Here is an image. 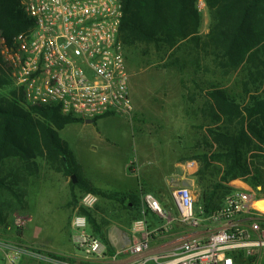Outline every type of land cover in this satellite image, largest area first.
I'll return each mask as SVG.
<instances>
[{
  "label": "trees",
  "instance_id": "trees-1",
  "mask_svg": "<svg viewBox=\"0 0 264 264\" xmlns=\"http://www.w3.org/2000/svg\"><path fill=\"white\" fill-rule=\"evenodd\" d=\"M120 1L123 15L118 39L125 50H133L149 63L154 56L160 62L168 57L164 66L178 70L193 67L198 71L211 65L222 71L206 85L197 108L199 116L212 123L199 142L204 150L194 157L199 162L195 173L200 190L198 204L204 214L219 208L232 192L226 184L229 180L240 179L251 188H263L264 0H203L210 20L204 36L199 34L201 16L197 0ZM31 25L17 0H0L1 37L9 40ZM227 75H234L231 83L226 81ZM73 123L83 121L62 115L57 107L23 106L21 92L0 63V225L6 220L3 194L7 192L18 203L22 202L23 193L17 186H24L28 179L37 176L41 163L55 173L75 176L76 183H69L73 208L79 200L75 190L79 189L82 194L92 193L118 203L129 216V223L150 215L142 211L139 203V192L148 190L109 193L79 175L80 166L58 134ZM5 162H14V166L3 171ZM79 212L86 216L89 232L112 254L95 208H81Z\"/></svg>",
  "mask_w": 264,
  "mask_h": 264
},
{
  "label": "built area",
  "instance_id": "built-area-1",
  "mask_svg": "<svg viewBox=\"0 0 264 264\" xmlns=\"http://www.w3.org/2000/svg\"><path fill=\"white\" fill-rule=\"evenodd\" d=\"M32 25L9 40L0 36V63L27 108L57 107L62 115L83 122L104 116L131 118L126 52L118 39L123 15L120 0H17ZM195 163L181 165L184 174L194 173ZM222 205L205 215L192 189L175 185L170 207L149 192H139L142 211L157 219L151 228L147 218L134 220L132 247L108 254L104 243L88 230L79 209L92 210L98 197L84 193L68 222L70 240L86 261L116 264L117 257L131 252L137 264H262L264 211L254 203L264 199V186L232 187ZM174 223L188 229L173 245L152 250L150 241ZM21 225V219H17ZM165 247H173L169 252ZM10 250V264L18 252ZM49 264H65L46 253H29Z\"/></svg>",
  "mask_w": 264,
  "mask_h": 264
},
{
  "label": "rangeland",
  "instance_id": "rangeland-1",
  "mask_svg": "<svg viewBox=\"0 0 264 264\" xmlns=\"http://www.w3.org/2000/svg\"><path fill=\"white\" fill-rule=\"evenodd\" d=\"M196 8L201 16L199 34L204 36L210 24L204 1L197 0ZM125 52L129 89L130 94H133L134 129L132 130L128 118L115 115L110 119L112 122L102 126L96 123L67 126L59 133L60 138L76 153L82 166L79 175L82 172L83 177L87 176L95 186L109 193L123 190L118 182L120 183L126 162L133 160V167L141 164L143 170L139 172V177L145 182L149 180L147 178L152 170H157L159 174L156 176V182L161 183L162 178H169L173 174L177 179L179 169L175 172V165H183L188 162L187 159H193L191 162L195 163L196 170L190 176L192 175V191L198 204L200 190L197 188L195 173L199 162L194 157L204 150L199 142L206 127L212 123L201 118L197 108L200 98L206 92V85L216 80L222 71L212 68L211 65L208 69L201 68L198 71L193 67L178 70L177 67L164 66L169 60L168 57L160 62L154 56L151 58L152 63H149L133 50L127 49ZM225 77L230 83L234 79V75ZM96 134L106 141V149L97 147L93 150L84 147L83 142ZM12 165L14 166V162H5L3 171L10 170ZM70 181V176L48 170L41 163L37 177L28 179L24 186H17L23 193L22 202L18 203L7 192L3 194L1 201L6 218L3 227L9 226L6 236L11 243V252H18L19 263L24 259V264H40L39 260L29 253L38 250L47 252L31 244L34 242L53 248L72 247L68 241L70 231L67 225L74 211ZM177 184L178 180L172 183L170 188L168 185H160L158 193H155L158 196L153 195L157 199L166 198L170 201L171 187ZM77 190L80 191L76 189L75 195L79 199L82 192L78 194ZM142 190L150 191L147 188ZM115 204L105 200L98 209L95 208L97 219L104 224L103 229H109L114 223L111 218L115 219L117 215ZM256 206L264 211V199L258 201ZM162 207L164 208L163 204ZM18 218L21 219L20 226L17 225ZM128 218L129 216L127 220ZM8 259L10 261V257ZM4 263L6 261L0 254V264Z\"/></svg>",
  "mask_w": 264,
  "mask_h": 264
},
{
  "label": "crops",
  "instance_id": "crops-1",
  "mask_svg": "<svg viewBox=\"0 0 264 264\" xmlns=\"http://www.w3.org/2000/svg\"><path fill=\"white\" fill-rule=\"evenodd\" d=\"M133 96V94H130ZM131 96L132 99V103H133V98ZM111 115L109 116H104L101 118H98L94 123L98 124V126H102L105 123H110V121L112 122L111 119ZM129 120V123H131L132 125V130L133 128V115L131 118L126 117ZM92 123V122H91ZM91 123H73V124H68L67 126L70 125H74V124H82V125H87V124H91ZM64 127V128H65ZM63 128V129H64ZM62 129V130H63ZM60 130L58 132V134L62 131ZM60 137V135H59ZM133 137V136H132ZM62 140V139H61ZM64 142H66L65 140H63ZM67 143V142H66ZM81 143V142H80ZM84 147H88L91 148L93 150H95V148L100 147V148H107L106 145V141L104 139L101 138V136L99 134H96L94 137H91L89 139H87L85 142H83ZM68 145V143H67ZM69 147V145H68ZM70 148V147H69ZM70 150L73 153L74 159L76 161V163L80 166V171L82 169L81 163L77 158L76 153L70 148ZM135 165V164H134ZM176 170L177 168L178 170V174L179 176L177 177V179L174 176V174L169 177L163 179L162 178V182L161 183H157L156 179H157V174H159V172H157V170H152L151 175L148 176L147 178V182H145L142 178L139 177V172L141 170H143L141 164L139 166L135 165L133 167V160L124 163L123 165V172L121 175V179H120V183L118 182L119 187H121L123 190L120 192H114V193H133V192H137L138 190H142L143 188H147L150 190V192L152 191V194L158 196L155 193H158L157 190H159L161 188V186L165 187V185H168V188H170V186L172 185V183L176 182V180L179 181V184L177 185H181V186H185L188 187L190 189L193 190V186H194V182L191 180L192 175L190 176L189 174H184V172L182 171L181 168V163L180 164H176L175 165ZM196 170V167H194V171ZM169 173V169H167L166 174L168 175ZM81 177L86 180L90 185L108 192L106 190H103L100 187L95 186L91 180L89 178H87V176H82L84 175L81 172ZM164 175V173H163ZM186 176H189V178H186ZM37 177V176H35ZM34 177V178H35ZM116 182V181H115ZM229 187H246L248 186L247 184H245L243 181H241L240 179H232L229 180L226 183ZM159 185V186H158ZM161 185V186H160ZM174 185V184H173ZM134 189V190H133ZM78 194H81L80 191H76ZM82 195V194H81ZM160 199V198H158ZM104 199L98 198V202L95 205V208L98 209V207L104 203ZM161 204L164 205V207L169 208L170 207V201L167 200L166 198L164 199H160ZM116 203V202H115ZM139 203H140V198H139ZM141 207V204H140ZM115 209L117 210V215L115 216V219L111 218V221H113L114 223L112 225L109 226L108 228H104L103 229V233L106 236V239L108 240L112 250L114 251H121L123 249L126 248H130L133 246V244H135L137 242V240L139 239L138 236L134 237L133 233L131 232V225L132 222L129 223V221L127 220L128 215L126 214V212L122 209V207L116 203L115 204ZM97 213V210H96ZM119 213L121 215H119ZM124 213V214H123ZM121 217V218H120ZM117 218V219H116ZM147 218V222L148 225L151 228H154L157 224V219L152 216L151 214L146 216ZM128 221V222H127ZM69 222V221H68ZM67 222V225H68ZM4 224L0 225V254H1V258L5 259L6 263L4 264H10L9 261V257L10 255V250L9 248L11 247V243L8 241V238L6 236V231L9 230V226L7 225L5 228L3 227ZM188 232V229L184 226H182L180 223H174L171 225V227L165 232V234H163L162 236L158 237V238H153L150 241L152 250L154 251L156 248H158L159 246L163 245V244H170L173 245L175 241H177V239H179L182 235H184L185 233ZM68 241L70 242V244L72 245V247L70 246L69 248L66 247H50V246H45L44 244L41 243H31L34 244V246H39L43 251L47 252V253H53L55 256H61L64 257L66 260H60L59 258L55 257L56 259H58L59 261H61L62 263L65 264H91L92 262L86 261L85 259L82 258V256L80 255L79 251L74 247V245L72 244L71 240H70V233L68 234ZM14 244V243H13ZM26 245H30V243H25ZM165 249L167 250V252L171 251L173 249V247H165ZM36 258V257H34ZM117 261L116 264H137L139 257L131 252H128L127 254H123L117 257ZM39 260L40 264H47V262H44L42 260V258H36ZM18 259V263L17 264H21V262L19 263ZM79 261H81L82 263H79ZM95 264V263H93ZM99 264V263H97Z\"/></svg>",
  "mask_w": 264,
  "mask_h": 264
},
{
  "label": "water",
  "instance_id": "water-1",
  "mask_svg": "<svg viewBox=\"0 0 264 264\" xmlns=\"http://www.w3.org/2000/svg\"><path fill=\"white\" fill-rule=\"evenodd\" d=\"M85 123H91V121L90 120H86ZM71 181H72V183H76V178H75L74 175H71Z\"/></svg>",
  "mask_w": 264,
  "mask_h": 264
},
{
  "label": "bare ground",
  "instance_id": "bare-ground-1",
  "mask_svg": "<svg viewBox=\"0 0 264 264\" xmlns=\"http://www.w3.org/2000/svg\"><path fill=\"white\" fill-rule=\"evenodd\" d=\"M260 201V200H259ZM258 201H256L255 203H254V206L258 209V207L256 206V203H257ZM261 211H263V210H261Z\"/></svg>",
  "mask_w": 264,
  "mask_h": 264
}]
</instances>
